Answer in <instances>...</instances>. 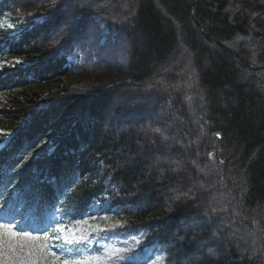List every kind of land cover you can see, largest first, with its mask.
Segmentation results:
<instances>
[{
    "label": "trees",
    "instance_id": "obj_1",
    "mask_svg": "<svg viewBox=\"0 0 264 264\" xmlns=\"http://www.w3.org/2000/svg\"><path fill=\"white\" fill-rule=\"evenodd\" d=\"M3 12L26 24L0 52L29 63L0 73V214L74 225L97 203L165 264H264V0H0ZM43 85L26 115L3 107Z\"/></svg>",
    "mask_w": 264,
    "mask_h": 264
},
{
    "label": "snow or ice",
    "instance_id": "obj_2",
    "mask_svg": "<svg viewBox=\"0 0 264 264\" xmlns=\"http://www.w3.org/2000/svg\"><path fill=\"white\" fill-rule=\"evenodd\" d=\"M12 27V25H8ZM105 41H102L104 43ZM16 63H20L16 61ZM191 79V77L189 78ZM191 101V97H186ZM158 133L162 142H167L169 137L161 132L160 129H153ZM2 132V130H0ZM219 137V133H215ZM209 153V157H212ZM223 163V161H221ZM173 171H179V167ZM201 171H204L201 169ZM75 183V180H73ZM203 187V185H201ZM7 189V185H5ZM187 195L180 193L175 196L179 200L181 196ZM5 207L0 201V210ZM42 202L35 201V210L40 212ZM216 211V209H213ZM90 219L95 220L96 216L87 214ZM100 219L108 222L103 226L100 224L92 225L89 219H81L78 226L68 227L63 221L52 217L53 223L43 222L41 227H22L25 223L23 218L10 214H0V264H136L133 257L126 254L130 248H119L115 245H102L103 251L99 248L92 251L96 241L91 239V233L95 232L99 238L102 232H112L117 227H123L126 221L116 220L111 222V218L104 216ZM87 227H84V226ZM79 233V234H77ZM145 235L144 232L140 236ZM132 241L139 245L141 240L136 235L131 237ZM60 242V243H56ZM127 240L124 243L127 244ZM59 250L57 254L56 250ZM210 254L211 250H210ZM164 257H158L162 261Z\"/></svg>",
    "mask_w": 264,
    "mask_h": 264
},
{
    "label": "rangeland",
    "instance_id": "obj_3",
    "mask_svg": "<svg viewBox=\"0 0 264 264\" xmlns=\"http://www.w3.org/2000/svg\"><path fill=\"white\" fill-rule=\"evenodd\" d=\"M25 22L17 21L14 22L10 13L3 12L0 15V33H5L6 37H0V40L4 41L5 39H17L20 35V32L25 26ZM8 25H12V27H9ZM5 54H0V73L3 71H6L8 69H14V68H23L27 66L28 60L23 57H18L16 55H13L9 51L5 50ZM16 61H19L20 63H16ZM52 86L50 85H43L41 86V89L33 90L30 92H13V94L8 95V98L5 102V105L3 106L5 109H14L17 111L19 116L26 115V108H35L36 101L39 98L40 95L44 94L46 91H49V89ZM2 98V99H1ZM4 96L0 94V99L3 100ZM1 130V129H0ZM8 132L5 130H2L0 132V135L7 136ZM6 139V138H5ZM4 139V141H5ZM4 141L1 143V146L3 145ZM48 147V146H47ZM43 148V145H40L38 148L34 151V153L40 151V149ZM51 149H49L50 152ZM27 154H31L30 151ZM34 156V155H33ZM92 214L96 216L95 220H92L89 218L88 215L84 219H89V223L92 225L100 224L103 226L106 221L100 219L101 217L106 216V210L105 207H102L95 203L92 208L89 210L87 214ZM68 227H74L78 226V222L74 225H68L64 224ZM84 227H87L86 225ZM79 234V233H77ZM133 235H136L140 238L141 243L139 245L135 244L131 237ZM91 239L96 241V243L92 247V251L95 252L97 248L100 249V251H103L102 245H115L119 248H130L131 250L126 254L127 256L133 257L135 259L136 264H165L164 259L162 261L158 260L159 256H163L164 254L161 251L154 250L153 248H144L142 247V240L143 238L140 235L137 234H126L122 231L114 229L112 232H102L99 234V238L97 237V234L95 232L91 233ZM127 240V244L124 243V241Z\"/></svg>",
    "mask_w": 264,
    "mask_h": 264
},
{
    "label": "water",
    "instance_id": "obj_4",
    "mask_svg": "<svg viewBox=\"0 0 264 264\" xmlns=\"http://www.w3.org/2000/svg\"><path fill=\"white\" fill-rule=\"evenodd\" d=\"M193 16H194V13H193ZM215 133H219V137H217L216 135H214ZM211 137H212V139H217L218 141H221L222 140V135H221L220 132H213L211 134Z\"/></svg>",
    "mask_w": 264,
    "mask_h": 264
}]
</instances>
